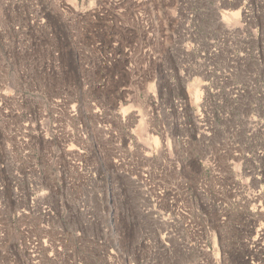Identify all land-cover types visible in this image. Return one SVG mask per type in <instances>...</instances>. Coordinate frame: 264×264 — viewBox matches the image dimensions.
<instances>
[{
	"label": "rangeland",
	"instance_id": "obj_1",
	"mask_svg": "<svg viewBox=\"0 0 264 264\" xmlns=\"http://www.w3.org/2000/svg\"><path fill=\"white\" fill-rule=\"evenodd\" d=\"M0 264H264V0H0Z\"/></svg>",
	"mask_w": 264,
	"mask_h": 264
}]
</instances>
